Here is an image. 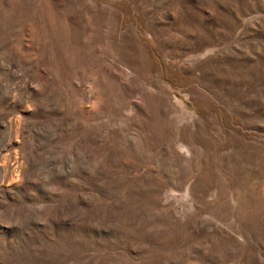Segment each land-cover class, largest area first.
<instances>
[{
    "label": "rangeland",
    "instance_id": "rangeland-1",
    "mask_svg": "<svg viewBox=\"0 0 264 264\" xmlns=\"http://www.w3.org/2000/svg\"><path fill=\"white\" fill-rule=\"evenodd\" d=\"M0 264H264V0H0Z\"/></svg>",
    "mask_w": 264,
    "mask_h": 264
}]
</instances>
